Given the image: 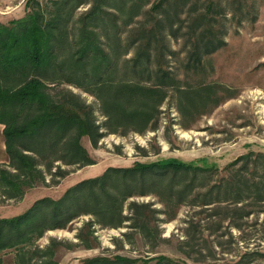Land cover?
Wrapping results in <instances>:
<instances>
[{"label": "rangeland", "instance_id": "obj_1", "mask_svg": "<svg viewBox=\"0 0 264 264\" xmlns=\"http://www.w3.org/2000/svg\"><path fill=\"white\" fill-rule=\"evenodd\" d=\"M26 1L0 0V23L23 17ZM154 1L31 0L33 9L50 22L58 21V29L66 33L58 59L66 66L64 73L88 86L55 80L48 91L90 107L99 136L91 141L80 138L91 163L68 164L47 156L50 163L38 162L27 176L31 185L19 188V193L5 192L0 181V218L24 212L42 197L58 199L66 189L100 177L109 168L176 159L199 166L205 161L214 164V170L171 168L165 176L151 173L125 179L110 175L109 184L116 180L119 185L114 192L130 188L129 194L118 196L114 210L101 212L99 193L97 213L83 212L65 228L45 230L30 243L1 249L0 264H83L96 257L111 261L115 255L139 259L135 264L157 255L177 264H264V198H256L251 190L241 192L246 196L235 202L217 192L218 184L236 179L233 175L242 167L256 175L264 172V156H253L264 154V0H166L152 10ZM208 1L213 10L201 21L198 16ZM200 26L211 29L217 48L204 57L202 66H194L189 52ZM144 27L163 36L160 41L166 47L160 61L176 85L185 90L210 84L217 102L196 104L187 111L179 89L170 88L145 128L136 129L138 120L132 117L110 128L98 99L90 93L93 62L89 66L80 58L83 67H73L80 57L79 39L83 31L94 38L100 63L97 78L104 72L101 53L105 52L113 63L112 80L146 84L153 82L154 73L135 74L129 61L132 41L141 40ZM153 50L154 45L152 55ZM2 129L0 124V170L16 172L9 165ZM235 207L245 213H235ZM247 251L254 253L240 258Z\"/></svg>", "mask_w": 264, "mask_h": 264}, {"label": "trees", "instance_id": "obj_2", "mask_svg": "<svg viewBox=\"0 0 264 264\" xmlns=\"http://www.w3.org/2000/svg\"><path fill=\"white\" fill-rule=\"evenodd\" d=\"M165 1H154L151 9L161 7ZM24 8L23 17L13 19L8 24L0 23V124L3 125L2 134L9 165L16 171L1 169L0 181L6 186L5 192L16 193L22 192V190L18 191L19 188L31 185L27 176L35 169L38 162L50 163L46 159L47 156H53L54 161H65L68 164L91 163L85 148L80 143V138L86 136L91 141L99 136V127L92 119L90 107L79 105L68 97L56 98L48 91L49 83L54 85L55 80L58 84L59 81L69 85L74 82L82 88L88 87L79 79H71L70 75L67 76L63 71L66 67L64 62H58L66 33L58 29V21L50 22L39 10L33 9L31 0L25 2ZM203 10L198 16L201 21L208 19V13L213 10L212 2L208 1ZM95 19L98 24L99 18ZM101 21H103L102 17ZM158 23L161 22L156 19V24ZM81 26L84 28L83 24ZM201 27L193 33V48L189 52V58L193 60L194 66H202L204 57L212 54L217 48L211 29ZM140 33L141 40L134 38L132 41L134 48L129 61L133 64L135 74H142L145 71L150 74H147L148 76H152L151 74L154 73L153 82H144L146 84L136 82L134 79L126 83L112 80L110 76L113 63L105 52L101 53V68L105 64L104 72L100 78H97L95 71H99L100 63L97 61L99 54L98 48L94 45V38H90L83 31L79 39L81 46L77 50L80 57L74 60L73 67L82 68L83 65L79 61L84 58L89 62V66L90 60L91 63L93 62L91 77L95 80L94 82L91 80L90 85L93 86L90 93L99 101L100 110L106 117L105 126L111 128L115 122L116 125H121L132 117L138 120L136 129L145 128L144 125L154 118L158 106L165 100L170 88L179 89L187 104L181 106L187 111L196 104L217 102L213 94L214 86L210 84H202L199 89L188 87L182 90L178 87L172 74L165 71L160 61L166 47L160 41L163 36L153 31L152 27H144ZM153 56L155 63L152 61ZM139 68L141 69L138 71ZM67 92L71 93L70 90ZM28 152L35 156H31L32 154ZM253 156L262 158L264 154ZM204 163L199 166L194 162L163 159L150 163L136 162L132 167L127 168H109L100 177L82 180L66 189L58 199L42 197L20 214L10 218H0V250L17 244L30 243L32 238L45 230L65 228L69 221L83 212L99 211L97 208L100 204L99 193H101V212L114 210L118 196L129 194L130 188L123 186L122 191L114 192L119 185L115 183L116 180L109 184L110 175H121L122 179H125L127 176L138 175L143 178L144 175L150 176L151 173L165 176L171 168L214 170V164L209 165L205 161ZM235 163L237 162H232ZM233 176L236 179H229L225 185L221 182L216 185L218 193L223 192L225 197L235 199V202H240L246 196L240 195L241 192L249 193L251 190L254 191L256 198H264V172L256 175L242 167ZM171 199L172 195L168 196V200ZM202 204L209 205L211 202L202 200ZM233 209H236L235 213H245L241 207ZM252 253L254 252H244L240 258ZM137 261L139 259L115 255L111 261L106 257H96L86 260L83 264H135ZM141 262L142 264H177L176 260L164 255L144 258Z\"/></svg>", "mask_w": 264, "mask_h": 264}]
</instances>
